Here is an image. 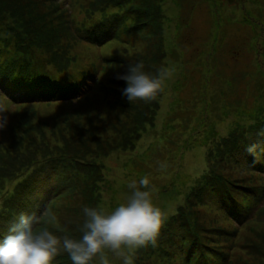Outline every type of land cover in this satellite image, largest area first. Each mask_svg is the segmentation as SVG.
<instances>
[{"label":"rangeland","instance_id":"obj_1","mask_svg":"<svg viewBox=\"0 0 264 264\" xmlns=\"http://www.w3.org/2000/svg\"><path fill=\"white\" fill-rule=\"evenodd\" d=\"M0 10V18L23 31L26 15L40 19L58 47H38L15 37V27H0L7 39L2 43L22 55L10 77L22 74L26 83L36 78L29 89L34 96L45 94L56 70L79 75L97 68L88 81L93 87L68 99L13 100L0 93V105L8 109L0 112L7 117L0 129V215L23 200L18 189L47 197L58 188L56 180L65 181L70 187L38 209L35 227L80 239L84 207L111 211L131 194L129 182L147 176L165 220L156 244L136 250L134 264H183L175 250L181 232L173 233L185 215L201 227L202 241L222 264H264V179L229 152L243 151L256 119L252 131L261 133L256 145L264 149V0H0ZM112 19L109 39L85 30ZM135 63L153 77L171 73L156 100L130 103L122 95L127 84L117 76ZM155 106V113L148 111ZM148 114L153 123L141 124ZM235 142L238 148L231 146ZM220 179L223 194L208 185L194 199L204 181ZM254 196L263 198L246 219L230 221L220 210L242 217ZM107 256L110 264H123L111 252ZM52 264L72 261L62 251ZM91 264H100L99 258Z\"/></svg>","mask_w":264,"mask_h":264},{"label":"clouds","instance_id":"obj_2","mask_svg":"<svg viewBox=\"0 0 264 264\" xmlns=\"http://www.w3.org/2000/svg\"><path fill=\"white\" fill-rule=\"evenodd\" d=\"M143 63L130 64L125 74L117 79L126 81L122 95L128 101L150 102L156 100L166 86L171 73L162 71L153 77L143 71ZM8 111L0 105V112ZM7 125V117L0 116V129ZM259 146L252 144L246 151L253 153ZM165 165L161 164V168ZM131 194L125 202L113 210L104 207H84L85 220L81 227L82 237L72 239L53 234L47 228L37 230L41 217L36 212H21L6 235L0 239V264H52L62 251L72 264H91L98 257L100 264H110L107 252L122 259L123 264H134L136 250L149 244L155 245L165 215L152 202L153 189L147 176L139 182L128 183ZM49 214V221H55Z\"/></svg>","mask_w":264,"mask_h":264},{"label":"trees","instance_id":"obj_3","mask_svg":"<svg viewBox=\"0 0 264 264\" xmlns=\"http://www.w3.org/2000/svg\"><path fill=\"white\" fill-rule=\"evenodd\" d=\"M22 9L23 7H18V10H17L18 16L20 15ZM2 13L4 12L0 10V15ZM8 14L10 18L13 17L10 15V13ZM7 19L8 17L0 18V23H1L0 27H2V24L4 22L8 27L10 26L15 27L14 30H12V33H14L15 37H18L16 35H18L19 33L25 38L27 37L26 38L27 40H31L30 43L32 42L38 47H40V45L42 44L48 43L54 49L58 48L57 46L53 44V42L55 41L49 36L48 31L46 30L44 24L40 21V19L38 21H35V20L33 21L31 15H26L24 25L28 28L29 31L27 29L24 31L20 30V28L16 24H14L13 22ZM106 20H109V18ZM113 23H114V19H112L111 22L106 21L103 24H100L98 26H92L90 28H86L85 30H87L88 32L94 31L93 37L96 35L97 36L96 38L99 37L100 39L105 40V39H109L112 36L111 33L107 32V27H110ZM114 26L115 24L113 25V27ZM16 27L18 28V31ZM73 27L75 28V25H73ZM31 31H33V33L35 34V38L31 39V35L29 33ZM86 37H89V36H86ZM6 40L7 39L5 37L0 36V93L2 95L6 97L8 96L13 100H25L28 98L30 99H33V98H46V99L65 98V99H68V98H71L72 96L82 93L85 90L87 91L88 89L93 87L94 82L92 84H89L88 81L90 79H92L91 81H94V76H96L97 68H89L85 70L84 72H81L79 75H72V74L67 75V74H63L61 71L56 70L57 77L56 78L53 77L51 80H49L46 84V87L42 89L44 90L45 94H42L41 96H37V97L34 96V92L32 93L29 89L32 88V86H30L31 84L30 82H33V80L36 78H33L31 81L29 80V83H26L25 76L22 74L19 75L17 73V76L10 77L11 74H13V72L17 70V65L19 66V61L17 59L21 57L22 55L18 53L19 50H17V48L15 49L16 50L15 51L13 49V46H11L10 43L8 45H5V43H2L3 41H6ZM40 78H42V76ZM49 82H52V83H49ZM156 108L157 106L153 108L150 107L147 109L148 111H151V112L154 111L155 113ZM142 116L143 117L141 118V124L143 123V125H151L153 123L154 116H150L149 114L142 115ZM262 119H264V115ZM254 121L255 122H251L249 124V130L247 132L248 136H250L249 142L246 144L247 146L242 148L243 151H238L236 153L235 151L229 149V152L231 154L232 153L236 154V157L243 159V160H240L239 162L243 163L244 165H247L249 170H251L252 172H255L256 175H259L261 177V179L262 178L264 179V149L263 150L256 149V151L253 153H249L248 151H246V148L248 146L252 144H256V139L259 140V138H261L260 136L261 133L256 132L255 130L252 131L254 128H257L259 126L260 120L256 119ZM144 128L140 129V131H143ZM252 132L256 133V135L255 136L251 135ZM137 137L138 135L136 136V138ZM237 142H235L234 145H231V146H235L236 148H238V146L236 145ZM130 148L131 149L133 148V142L131 143ZM260 152H263V154ZM257 155L259 158H257ZM254 157H256V160L257 159L258 160L252 161L251 158H254ZM56 181H57V184H59L58 188L47 197L42 196L40 198H33V196L31 195H34L35 193L33 192V190L30 191L32 193L28 192V190H26L28 188L27 186H24L18 189L17 192L21 193L20 198H22L23 200L22 201L18 200L15 204V207L12 205L9 206V210L5 217H3L5 215L4 212L0 215V221L2 220L0 225L3 227H6L8 225L6 228L9 229L10 223H12L13 221H16L21 212L28 213V214L36 212L38 215L39 213L38 209H40V207H42L45 203H47L52 196L59 195L62 192H64V190H66L68 187H70V184L66 185L65 181H62V182H59L58 180ZM208 181L212 183V185H210V183H208L207 181H204L202 183V186H198L197 188L193 190L192 196L194 197V199L199 200L200 194L201 195L203 194V192L205 191L204 188L208 187V185L213 190V192H220V194L224 193L223 191H220L226 188L225 183L224 181H222V179L214 180L215 183L211 180H208ZM263 185H264V182H263ZM42 186L43 185L40 184V187ZM40 187L38 185L37 189L40 190ZM42 188L45 191H48L44 186ZM48 189L50 190L51 188H48ZM262 196L264 197V193ZM263 197L254 196L253 200L255 202L250 201L249 205L244 207L242 217L238 216V213L236 214L229 213L226 210L225 206H222L220 210L228 217L230 221L236 222L238 218L243 219V217L246 219L247 217L251 216L254 213V211L257 210L258 205L256 206V203H258L259 200ZM219 201L222 203V202H225V199H220ZM178 215L182 216L181 214H178ZM183 217L185 218L184 220L185 223L182 224L183 221L181 218L180 224L178 225V231L173 233V235L176 236V233H178L179 231L181 232V235L177 237L178 243L175 246V250L180 252L182 263L183 264H222V262L216 260V258H219V256L218 255L215 256V254H212L207 249L206 239H205V242L202 241L203 236H201V227H199L198 225H195L192 222L193 220L189 216L185 215ZM5 223H7L6 226L4 225ZM1 226H0V238L2 239V237L7 234L8 229L6 230V232H4L5 228H1Z\"/></svg>","mask_w":264,"mask_h":264}]
</instances>
